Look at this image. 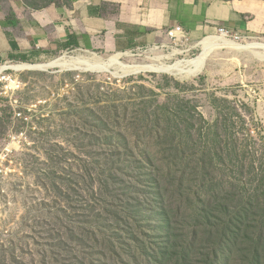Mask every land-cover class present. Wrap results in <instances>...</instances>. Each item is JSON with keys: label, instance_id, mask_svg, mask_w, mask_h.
I'll list each match as a JSON object with an SVG mask.
<instances>
[{"label": "rangeland", "instance_id": "rangeland-1", "mask_svg": "<svg viewBox=\"0 0 264 264\" xmlns=\"http://www.w3.org/2000/svg\"><path fill=\"white\" fill-rule=\"evenodd\" d=\"M199 42L165 33L125 60L175 49L169 62L194 60ZM12 74L21 89L0 96V145L25 127L13 128L11 99L45 108L19 171L0 182V264H264V59L219 48L187 78L59 67Z\"/></svg>", "mask_w": 264, "mask_h": 264}, {"label": "crops", "instance_id": "crops-1", "mask_svg": "<svg viewBox=\"0 0 264 264\" xmlns=\"http://www.w3.org/2000/svg\"><path fill=\"white\" fill-rule=\"evenodd\" d=\"M178 26L200 42L220 28L264 37V0H0V66L145 48Z\"/></svg>", "mask_w": 264, "mask_h": 264}, {"label": "bare ground", "instance_id": "bare-ground-1", "mask_svg": "<svg viewBox=\"0 0 264 264\" xmlns=\"http://www.w3.org/2000/svg\"><path fill=\"white\" fill-rule=\"evenodd\" d=\"M199 46L203 48V53L194 60L169 62L168 60L182 53V51L175 49L174 53L170 55L151 56V62H127L125 57L134 56L132 51H127L120 52L109 59L92 53L89 56L83 55L77 58H61L48 65H30L26 63L11 68L4 66V69H10L17 73L19 71H46L54 67H59L66 71L86 69L99 73H111L118 78H124L142 72H168L179 78H187L199 74L206 66L209 54L219 48L231 49L234 52L251 51L257 56H260L261 59H264V42L238 43L228 39L224 35H220L205 38L199 42ZM7 65L13 64L8 63Z\"/></svg>", "mask_w": 264, "mask_h": 264}, {"label": "built area", "instance_id": "built-area-1", "mask_svg": "<svg viewBox=\"0 0 264 264\" xmlns=\"http://www.w3.org/2000/svg\"><path fill=\"white\" fill-rule=\"evenodd\" d=\"M217 33L236 41L242 39V36L224 28L218 29ZM167 34L172 39H180V37H182L181 39H187L189 37L188 33L181 26L170 29ZM7 64L4 63L0 66V96L5 97L21 89L17 76L12 74L13 71L4 69V66ZM15 103L17 104L16 101ZM13 104V100L11 99V106L14 111L11 118L13 128L18 122H22L25 127L19 130L12 129L0 145V182L7 181L19 171L21 164L18 158L32 145V135L37 131L34 127L33 119L40 109L42 111L45 108V103L43 102H39L36 106L26 107L25 109H20L18 106L15 107Z\"/></svg>", "mask_w": 264, "mask_h": 264}]
</instances>
